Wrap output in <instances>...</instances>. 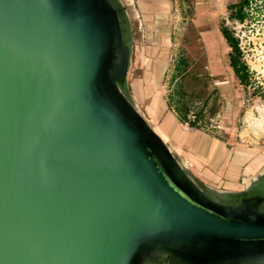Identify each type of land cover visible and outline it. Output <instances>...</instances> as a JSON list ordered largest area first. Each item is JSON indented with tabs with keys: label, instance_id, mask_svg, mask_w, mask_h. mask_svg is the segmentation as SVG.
Here are the masks:
<instances>
[{
	"label": "water",
	"instance_id": "water-1",
	"mask_svg": "<svg viewBox=\"0 0 264 264\" xmlns=\"http://www.w3.org/2000/svg\"><path fill=\"white\" fill-rule=\"evenodd\" d=\"M128 4L0 0V264H264V168L213 186L144 116Z\"/></svg>",
	"mask_w": 264,
	"mask_h": 264
},
{
	"label": "rangeland",
	"instance_id": "rangeland-1",
	"mask_svg": "<svg viewBox=\"0 0 264 264\" xmlns=\"http://www.w3.org/2000/svg\"><path fill=\"white\" fill-rule=\"evenodd\" d=\"M122 1L129 3L127 9L133 28V55L129 70L131 93L146 118L149 121L153 118L151 115L155 121L164 118L171 110L169 105L173 98L178 100L176 90L183 86L188 93L185 100L191 108L199 110L203 104L208 106L210 119L203 118L205 121L198 123L199 136L205 133L226 142L232 157L237 155L236 151H247L242 148L264 149V0H249L244 7L245 19L242 21L228 18L225 0L199 1H206L207 9L213 11L207 21L202 10L199 17L189 10L188 5L191 9L193 6L190 0H173L174 6L170 13L173 40L176 43L173 55L175 57L181 52L185 55L188 71L177 78L166 76L163 80L157 74L154 77L151 75L150 17L139 15L135 3L132 4L130 0ZM202 22L203 25L200 24ZM209 22L218 27L227 24L228 33L238 40V49H231L225 42H217L215 52L211 53L207 43L209 38L198 30L203 27L207 29ZM204 34L210 35V32ZM233 55L238 58L231 62L230 57ZM243 66L247 72V84L241 81L236 72V67ZM200 142L196 138V144L200 145ZM174 151L182 155L179 148ZM201 153H207L204 145ZM221 153V147H216L215 158ZM213 159L207 164L215 167ZM229 182L225 178L220 183H210L216 187H226L225 184L231 187Z\"/></svg>",
	"mask_w": 264,
	"mask_h": 264
},
{
	"label": "crops",
	"instance_id": "crops-1",
	"mask_svg": "<svg viewBox=\"0 0 264 264\" xmlns=\"http://www.w3.org/2000/svg\"><path fill=\"white\" fill-rule=\"evenodd\" d=\"M134 1L136 5V12L144 17H150V62L152 67V77L157 74L158 78H161V80H163L166 76L167 78L173 77L174 79L177 78L178 75H184V73L188 71V61L185 58V55L182 52L180 53V55H177L175 57L173 55V48L176 45L173 40L174 31L172 30V20L170 17V13L174 6L173 0ZM199 1L202 0H198V2ZM205 2L196 3L195 8L196 16L199 17L200 15H202L203 11V17H205L207 21L209 20V15L211 16L213 11L207 9ZM203 23L204 22L200 24L203 25ZM204 25H206V23ZM198 30L200 31V33H202V35H206V38H209V40H207V43L209 44L208 49L211 53H213V51L215 52L217 42H225L232 49V45L222 31V27H218L216 26V24L210 23L208 24L207 29L203 27ZM208 32H210V35L204 34ZM180 88L185 91V96H187L188 93L183 88V86H181ZM185 96L183 100H185ZM177 98V101H179L180 97L177 96ZM177 101H175V98H173V102L170 105L168 104L171 110L173 109L172 111L174 113L169 110L165 117L160 119V121L152 120L155 117L151 115L153 118L150 119L154 128L157 131L159 130L158 132L162 137H166V139L164 137L163 138L172 146L173 149L179 148L182 156L188 161L189 164H191V167L195 174H197V176H199L202 180L211 184V181L220 183L225 178H228L230 180L229 185L231 187L225 184L226 187L222 188L229 187L228 189H242L244 181L243 177H246L244 175L255 173L259 168L264 166V149L257 151V147L247 149L242 148L243 150L247 151L242 153L236 151L237 155L232 157L233 154L230 152V149L226 142L216 137H209L205 133H202V135L199 136V130L197 128L198 123L201 121H205V118L210 119L207 109L208 106L203 104L199 110L193 109L191 108V106H189V118L191 114H197L196 119L198 118L197 125L191 126L188 122L183 121L178 115L177 109L179 104L177 103ZM262 117L264 125V114L262 115ZM196 138L201 140L200 145L196 144ZM192 143L194 145H191ZM247 143L250 142H246V144ZM203 145L205 146L207 151L206 155H202L201 153V147ZM216 147H221L222 153L220 156H217L215 158ZM250 149H252L251 152H249ZM231 158H233L232 161ZM212 159L213 161H215V167L207 164ZM239 178L241 179L240 182L237 181Z\"/></svg>",
	"mask_w": 264,
	"mask_h": 264
},
{
	"label": "trees",
	"instance_id": "trees-1",
	"mask_svg": "<svg viewBox=\"0 0 264 264\" xmlns=\"http://www.w3.org/2000/svg\"><path fill=\"white\" fill-rule=\"evenodd\" d=\"M240 20L242 21L243 19H245V14H241L240 16ZM224 34L226 35V38L228 39V41L230 42V44L232 45V47H234L235 49H238L237 46H234V42H233V37L228 33V32H224ZM236 72L239 75L241 81H243L245 84H247L248 80H247V72H246V68L243 67H236ZM178 96L180 97V100L177 101L178 105V114L181 117V119L183 121L188 122L191 126H196L197 125V121L198 118L194 121L190 120L189 118V104L186 100H183L184 96H185V91L180 89L176 90ZM197 115V114H196Z\"/></svg>",
	"mask_w": 264,
	"mask_h": 264
},
{
	"label": "flooded vegetation",
	"instance_id": "flooded-vegetation-1",
	"mask_svg": "<svg viewBox=\"0 0 264 264\" xmlns=\"http://www.w3.org/2000/svg\"><path fill=\"white\" fill-rule=\"evenodd\" d=\"M131 1V3L132 4H134L135 3V1L134 0H130ZM191 1V2H190ZM189 2L190 3H192L193 2V6H192V9H191V6L190 5H188V8H189V10L191 11H193V13H194V15L196 16V8H195V4H196V1H197V3H199L198 2V0H190ZM249 0H225V8H226V10L229 12V14H228V18H231L232 20H236V21H241L240 20V15L241 14H244V7H245V4L248 2ZM226 26H224L223 24L221 25V27H222V31L223 32H228V29H227V24H225ZM234 39V38H233ZM233 42H234V46L236 45V46H238V40H237V38H235L234 40H233ZM232 49H233V47H232ZM234 57H236L235 59H233ZM237 58H238V56L237 55H233V56H231L230 57V59H231V62H233V60H237Z\"/></svg>",
	"mask_w": 264,
	"mask_h": 264
},
{
	"label": "bare ground",
	"instance_id": "bare-ground-1",
	"mask_svg": "<svg viewBox=\"0 0 264 264\" xmlns=\"http://www.w3.org/2000/svg\"><path fill=\"white\" fill-rule=\"evenodd\" d=\"M143 113V112H142ZM144 114V113H143ZM145 116V115H144ZM263 168H264V166H263ZM263 168H261L260 170H258V171H256V173L255 174H253L252 176H246V177H243L244 178V181H243V183L244 184H248V183H250V181L256 176V174H257V172H259V171H261Z\"/></svg>",
	"mask_w": 264,
	"mask_h": 264
},
{
	"label": "built area",
	"instance_id": "built-area-1",
	"mask_svg": "<svg viewBox=\"0 0 264 264\" xmlns=\"http://www.w3.org/2000/svg\"><path fill=\"white\" fill-rule=\"evenodd\" d=\"M190 119H191L192 121L196 120V115H195V114H191Z\"/></svg>",
	"mask_w": 264,
	"mask_h": 264
}]
</instances>
